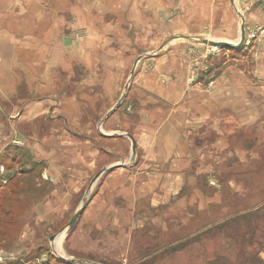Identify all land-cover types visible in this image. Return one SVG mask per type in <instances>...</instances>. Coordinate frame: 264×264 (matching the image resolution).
<instances>
[{
  "label": "rangeland",
  "instance_id": "rangeland-1",
  "mask_svg": "<svg viewBox=\"0 0 264 264\" xmlns=\"http://www.w3.org/2000/svg\"><path fill=\"white\" fill-rule=\"evenodd\" d=\"M128 1L0 4L1 30L8 39L30 41V34L15 37L11 30L37 24L39 43L56 45L39 49L51 57L48 63L0 65L1 121L45 101L44 113L33 123L17 127L7 119L0 137L6 143L0 148L5 172L0 176V264H253L256 254L264 259L259 244L264 242V99L260 112L238 118L244 131L233 122L216 131L204 124L200 131L192 121L187 129L177 115L181 111L167 120L177 106L161 108L155 99L162 94L144 90L138 75L161 71L155 60L160 54L183 58L185 52L188 64L172 65L178 74L173 79L183 87L201 80L206 87L208 55L198 64L193 50L202 47L185 38L236 43L242 23L244 49L226 48L220 57L239 58L240 63H229L234 68L264 70V0H143L135 12L145 23L128 36L145 38L146 29L157 44L141 47L139 41L131 48L126 43L131 24L121 23L123 42L96 47L79 26L80 12L102 16ZM130 5L133 12L136 4ZM119 12H125V23L132 20L125 8ZM211 12H227L226 23L213 27ZM118 20L106 14L101 21L115 26ZM105 34L115 39L111 31ZM170 40L186 47H161ZM142 56L150 58L136 65L131 78ZM4 57H13V50ZM258 75L260 87L264 76ZM168 79L161 76L159 82ZM129 135L136 140L135 154ZM254 226H259L255 243L243 246L241 236Z\"/></svg>",
  "mask_w": 264,
  "mask_h": 264
},
{
  "label": "crops",
  "instance_id": "crops-1",
  "mask_svg": "<svg viewBox=\"0 0 264 264\" xmlns=\"http://www.w3.org/2000/svg\"><path fill=\"white\" fill-rule=\"evenodd\" d=\"M5 0H0V4L4 2ZM12 1V0H11ZM103 0H100L102 2ZM114 2V0H112ZM140 1L142 3L140 4ZM130 3L131 0H129L127 3H123L122 7L120 5L116 6V10L118 12H102L101 15L95 14V12H80V18L79 23L81 27H85L86 30L89 31V40L95 42L96 47L103 48L105 44L110 42H120L124 41V35H122L125 31L122 29V24H131L130 28L127 29V38L126 43L131 45V48H134L135 43H139V41L142 42L141 47H152L156 43V41L151 38L154 35V32H147L146 29H144L145 32V38H129V34L134 36V33L138 34V30H135V26H138L140 24L145 23V19L138 20L140 18L141 14L140 12H135L139 9V7H144L143 0H132V3L136 4V7L134 6L132 9L133 12H129L130 10ZM114 3H112L113 5ZM101 6H103L101 4ZM112 8V7H111ZM126 9L128 11V14H133L131 17L132 20H128L127 23L124 21L125 12H119L120 10ZM16 12V11H14ZM106 14H110L114 18H119L118 23L116 25L110 24V26H107L106 24L103 26V23L101 20H103L104 16ZM226 14L227 12H211L210 15V22L213 24V27L221 24L226 23ZM240 15V14H239ZM38 16V12L36 14V19ZM242 16V15H240ZM135 18L137 20H135ZM49 19V18H47ZM255 16L253 15V18L251 22L253 24H256L255 22ZM38 22V21H37ZM89 23V24H88ZM121 24V25H122ZM243 23L241 24V36L240 39L234 43L230 39L224 40V42H229L231 44L240 45L242 40V32H243ZM2 23L0 22V65L2 64H45L48 63L49 60H51V57H45V55L42 53V50L39 51L40 48L45 47L46 50H49L51 47H55L56 45L52 44L49 45L47 43H39V38H37L36 33L38 30L37 24L34 26H30L19 29H15L14 31L11 30V33L13 35L20 33H26L30 34V41H24L26 39L17 38L18 40L7 38V30H1L2 29ZM108 31L113 33V37H107L105 33H108ZM148 33H152L149 35ZM148 34V35H147ZM15 37H17L15 35ZM37 39V40H36ZM185 39L188 40H195L200 43V47H195L193 51H196L198 54V58H193L194 61H197L198 64H200L201 56L208 55L209 63L211 64V68L207 71L205 74L206 76V87H203L204 81H199L196 84H192L190 87L185 86L183 87V84L176 83V80H174V76H178V74L172 70L171 66L175 64H188L186 62V58L184 54H188L190 56V53H183V58L176 57L174 53L169 52L166 54H160L155 60L156 63L161 67V71L156 68L155 72H148L144 74H138L143 78V89L148 90L149 92L151 90L158 92L160 95L156 103L161 107H166L168 103H173L174 106H177L173 111H170L167 120L173 113H177L178 116H181L182 119V127L185 126L187 129H191V123L192 121H195L198 123V126H194L199 128L200 131L203 130L204 124L209 130L220 129L222 126L224 127L225 124L229 122L236 123L240 130L244 131L243 129V123L239 121L238 118L245 116H252L254 113L257 112V110L260 112V109L263 104L264 99V85L260 86L256 83V80L258 78V73H260L261 77L264 76V70L260 66L257 70L255 69V73H251L246 68L243 70L242 68H234L229 64L231 61L235 62H241L239 58H233L231 59H225L220 57L221 50L226 48H217L210 46L206 41L213 42L214 40H199L195 39L192 36H188ZM136 40V41H135ZM222 41V40H219ZM175 45H183V47H186V44L181 43L180 40H170L168 43L162 45L161 47L164 49H173L175 48ZM244 45L237 48L236 50L239 51V49H244ZM218 50H216V49ZM206 49V50H205ZM241 49V50H242ZM6 50H13V57H4L6 54ZM206 51V52H205ZM221 51V52H220ZM44 52V51H43ZM45 53V52H44ZM50 54V53H49ZM157 55V54H155ZM150 56H142L141 59L138 61V63L142 59H149ZM180 58V60H178ZM264 58V56H262ZM138 60V59H137ZM136 60V62H137ZM220 61V62H218ZM137 63V65H138ZM159 72V74H157ZM165 74V75H164ZM166 77L169 78L167 82L163 85L160 84V77ZM184 76L189 80L190 73L184 72ZM159 77V78H158ZM250 77H253V81L250 80ZM246 80H249V82L246 83ZM179 82L180 79H177ZM262 82V81H261ZM245 84H248L245 85ZM258 87V88H257ZM147 94V92H146ZM149 102L151 99V96L148 93ZM156 106V105H155ZM45 107V101L43 99H38L37 101H34V104H32V107L30 110L21 111L20 113L16 115H10L9 117H4L2 121L0 120V137L3 136L2 130L8 127L6 126V122H13L11 123L14 126L16 125H23L25 122H34L35 119H37L41 113H44ZM187 109L190 111L188 112ZM166 110H169L168 107ZM185 110V111H184ZM182 113V114H181ZM113 115V114H112ZM176 116L175 114H173ZM261 115V114H260ZM145 117V116H144ZM262 117V116H261ZM18 118V120H16ZM109 118V117H108ZM8 119V120H7ZM255 119V118H254ZM7 120V121H6ZM254 123V122H253ZM10 125V124H9ZM193 126V125H192ZM232 127V125H231ZM258 129L260 126H257ZM256 127V128H257ZM31 128H34L33 125ZM231 129V128H230ZM229 129V130H230ZM103 135V134H102ZM106 136H109L105 134ZM112 136V137H117ZM4 139H0V148L3 149V147L6 145V143L3 141ZM136 141V140H135ZM171 143L173 144V139L171 138ZM8 144V143H7ZM1 171V170H0ZM5 172H0V176H2ZM2 178V177H1Z\"/></svg>",
  "mask_w": 264,
  "mask_h": 264
},
{
  "label": "water",
  "instance_id": "water-1",
  "mask_svg": "<svg viewBox=\"0 0 264 264\" xmlns=\"http://www.w3.org/2000/svg\"><path fill=\"white\" fill-rule=\"evenodd\" d=\"M245 38H246V37H245L244 29H243V35H242V40H241L240 45L231 44V43H229V42H222V41H213V42H211V41H209V42L206 41V43H208L210 46L217 47V48H231V49H237V48H239V47H241V46L244 45ZM140 59H141V57H139L138 60H137V62L135 63V66H134L133 72H132V74H131V78H133V76H134V70H135V67H136V65H137V63H138V61H139ZM127 88H128V86H127ZM126 95H127V93L124 94L122 100H121L120 103L116 106V108H115V109H112V110L106 115V118L110 117L112 114L115 113V111L121 106L122 102H123L124 99L126 98ZM101 134H102V132H101ZM103 135H105V134H103ZM129 138L132 140V143H133V154H135V153H136V147H137V144H136L135 138H134L132 135H129ZM113 168H114V167H110V168L108 169V171H109V170H112ZM103 172H104V170H102L101 172H99V173L95 176V178L93 179V181H95L96 179H98V178L100 177V175H101ZM85 206H86V204H84V206L82 207V209H80V210L78 211V213L76 214L75 218H73V219L71 220V224H74L75 221H76V220L82 215V213H83V211H84V209H85ZM53 239H54V236L51 238V240L53 241ZM70 263H73V264L76 263V264H77V261H76V260H71Z\"/></svg>",
  "mask_w": 264,
  "mask_h": 264
},
{
  "label": "trees",
  "instance_id": "trees-1",
  "mask_svg": "<svg viewBox=\"0 0 264 264\" xmlns=\"http://www.w3.org/2000/svg\"><path fill=\"white\" fill-rule=\"evenodd\" d=\"M259 230V226H254L248 229V232H246L245 234H243L242 240H239V243H241L243 246H245L246 244L251 245L255 243V232ZM261 247H264V242H260L259 243ZM247 254V253H246ZM256 258H251L253 260V264H264V259L259 255L256 254L255 256ZM220 263H223V260L220 261ZM68 264H73V263H68Z\"/></svg>",
  "mask_w": 264,
  "mask_h": 264
}]
</instances>
